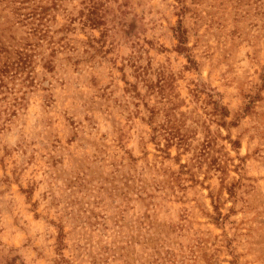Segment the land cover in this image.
<instances>
[{
	"label": "rangeland",
	"instance_id": "rangeland-1",
	"mask_svg": "<svg viewBox=\"0 0 264 264\" xmlns=\"http://www.w3.org/2000/svg\"><path fill=\"white\" fill-rule=\"evenodd\" d=\"M0 264H264V0H0Z\"/></svg>",
	"mask_w": 264,
	"mask_h": 264
}]
</instances>
